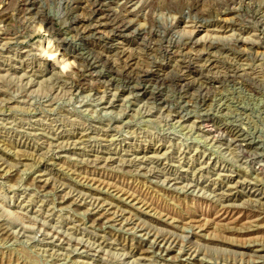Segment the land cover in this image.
<instances>
[{
    "label": "rangeland",
    "instance_id": "obj_1",
    "mask_svg": "<svg viewBox=\"0 0 264 264\" xmlns=\"http://www.w3.org/2000/svg\"><path fill=\"white\" fill-rule=\"evenodd\" d=\"M0 264H264V0H0Z\"/></svg>",
    "mask_w": 264,
    "mask_h": 264
},
{
    "label": "bare ground",
    "instance_id": "obj_2",
    "mask_svg": "<svg viewBox=\"0 0 264 264\" xmlns=\"http://www.w3.org/2000/svg\"><path fill=\"white\" fill-rule=\"evenodd\" d=\"M188 70V69H187Z\"/></svg>",
    "mask_w": 264,
    "mask_h": 264
}]
</instances>
